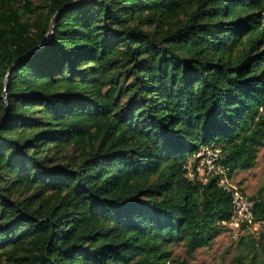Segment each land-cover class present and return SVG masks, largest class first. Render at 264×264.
Masks as SVG:
<instances>
[{
    "label": "trees",
    "instance_id": "16d2710c",
    "mask_svg": "<svg viewBox=\"0 0 264 264\" xmlns=\"http://www.w3.org/2000/svg\"><path fill=\"white\" fill-rule=\"evenodd\" d=\"M213 143L231 177L264 147V0H0V264H190L232 213L186 176Z\"/></svg>",
    "mask_w": 264,
    "mask_h": 264
},
{
    "label": "built area",
    "instance_id": "2783aa9c",
    "mask_svg": "<svg viewBox=\"0 0 264 264\" xmlns=\"http://www.w3.org/2000/svg\"><path fill=\"white\" fill-rule=\"evenodd\" d=\"M194 157L192 161L191 157ZM187 161L185 167L187 169L186 176L189 180L200 181L206 184L214 178L217 184L226 189L232 198V213L227 221L223 224L227 227L230 234L236 236L239 240L243 233L242 230H256V233L264 227V219H257L254 213L255 201L245 194L232 183V177L228 174V168L223 164L222 147L218 144L202 146ZM238 234H240L238 236Z\"/></svg>",
    "mask_w": 264,
    "mask_h": 264
},
{
    "label": "rangeland",
    "instance_id": "374dc122",
    "mask_svg": "<svg viewBox=\"0 0 264 264\" xmlns=\"http://www.w3.org/2000/svg\"><path fill=\"white\" fill-rule=\"evenodd\" d=\"M194 157H191V161ZM232 183L253 199H264V147L261 148L256 165L248 170H239L232 176ZM263 229V230H262ZM262 232L264 227L261 228ZM244 232V233H243ZM261 232V233H262ZM243 237L257 238L260 236L256 230H242ZM238 234V236L240 235ZM259 234V235H258ZM227 230L220 234L210 246L198 249L190 264H232L239 253L240 241ZM175 253L185 256L182 245L175 246Z\"/></svg>",
    "mask_w": 264,
    "mask_h": 264
},
{
    "label": "water",
    "instance_id": "95a60500",
    "mask_svg": "<svg viewBox=\"0 0 264 264\" xmlns=\"http://www.w3.org/2000/svg\"><path fill=\"white\" fill-rule=\"evenodd\" d=\"M55 20H56V18L53 19V21H55Z\"/></svg>",
    "mask_w": 264,
    "mask_h": 264
}]
</instances>
